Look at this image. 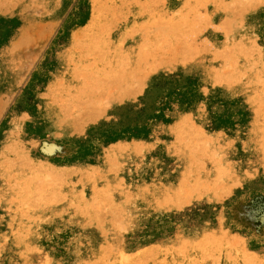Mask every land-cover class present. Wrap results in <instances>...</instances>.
Here are the masks:
<instances>
[{"label": "rangeland", "instance_id": "obj_1", "mask_svg": "<svg viewBox=\"0 0 264 264\" xmlns=\"http://www.w3.org/2000/svg\"><path fill=\"white\" fill-rule=\"evenodd\" d=\"M263 98L264 0H0V264H264Z\"/></svg>", "mask_w": 264, "mask_h": 264}, {"label": "bare ground", "instance_id": "obj_2", "mask_svg": "<svg viewBox=\"0 0 264 264\" xmlns=\"http://www.w3.org/2000/svg\"><path fill=\"white\" fill-rule=\"evenodd\" d=\"M245 2V1H244ZM241 4V3H240ZM221 5V4H220ZM239 7H242V6H239ZM233 12V11H232ZM173 28V27H172ZM168 31H169V29H168ZM173 32V31H172ZM247 41V40H246ZM245 41V42H246ZM252 46V45H251ZM157 47V46H156ZM152 48V47H151ZM148 50V49H147ZM151 50V49H150ZM257 50H258V48H257ZM149 51V50H148ZM140 53H142V52H140ZM142 54H144V57H145V53H142ZM149 55L151 54V53H148ZM139 55V54H138ZM141 56V55H140ZM143 56V55H142ZM141 56V57H142ZM152 56H153V54H152ZM233 56V55H232ZM139 57V56H138ZM143 57V58H144ZM121 58V57H120ZM149 58V57H148ZM251 60V59H250ZM256 60V59H255ZM126 61V60H125ZM140 61V60H139ZM143 61V60H142ZM148 61V60H147ZM127 62V61H126ZM149 62V61H148ZM154 62V61H153ZM149 63H151V62H149ZM111 64V63H110ZM122 64H125V63H122ZM121 64V66L123 67V65ZM143 64V63H142ZM146 64H147V62H146ZM146 64H144V65H146ZM118 65V64H117ZM120 65V64H119ZM138 65V64H137ZM137 65H135V66H137ZM150 65V64H149ZM128 65L127 64H125V66L123 67V68H129V67H127ZM133 66H134V63H133ZM118 68H120V66L118 67ZM118 68L116 69V71L118 70ZM248 68V67H247ZM112 69V68H111ZM126 69H123V70H126ZM132 69H134V68H132ZM131 69V70H132ZM104 70V69H103ZM120 70H121V68H120ZM131 70H128L129 72L131 71ZM239 70V69H238ZM119 71V70H118ZM117 71V72H118ZM128 71H125V72H127V73H129ZM242 71V70H241ZM114 72V71H113ZM112 72V73H113ZM132 72H133V70H132ZM240 72V71H239ZM244 72V71H243ZM108 73V72H107ZM119 73L120 72H118V75H119ZM131 73V72H130ZM115 74V73H114ZM122 74H124L123 73V71H122V73L120 74V75H122ZM117 75V76H118ZM127 75V74H126ZM133 75V74H132ZM128 76V75H127ZM126 76V77H127ZM134 76V75H133ZM121 77V76H120ZM125 77V78H126ZM129 77V76H128ZM131 77V76H130ZM135 77V76H134ZM134 77H133V79H134ZM235 77V76H234ZM113 78H116L114 75H113ZM122 79V78H121ZM128 79V81L130 82L131 80V78H127ZM115 80V79H114ZM122 81H124L123 79H122ZM233 81V80H232ZM248 81V80H247ZM117 82V81H116ZM132 82V81H131ZM133 82H135V80L133 81ZM234 82V81H233ZM120 83V82H119ZM231 83V82H230ZM239 83V82H238ZM124 84V83H123ZM122 84V85H123ZM119 85V84H118ZM121 85V84H120ZM244 98V97H243ZM247 99H250V98H247ZM264 99V98H263ZM261 100V99H260ZM246 102V101H245ZM252 102H253V100H252ZM252 102H249V103H252ZM248 103V102H247ZM248 103V105H252V107H250L249 106V108H250V110H251V113H254L255 111H259L260 109H258V107L260 106V104H259V102H257L256 104H249ZM255 103V102H254ZM262 104H264V103H261V105ZM264 108V107H263ZM263 108H262V110H263ZM261 111V110H260ZM255 115V114H254ZM263 117V115L262 116H260L259 118H258V120H257V122H256V127H257V132L258 131H262V133H264V122H261V120H264V119H261ZM262 126V127H261ZM258 128H259V130H258ZM258 133H260V132H258ZM261 133V134H262ZM262 137H264V134L263 135H261ZM187 141V140H186ZM261 141H264V140H261ZM264 144L263 142L262 143H260V146H262V145ZM261 148V147H260ZM18 154H21V153H18ZM105 162H107L106 160H105ZM28 164V163H27ZM107 164V163H106ZM109 164V163H108ZM116 165V164H115ZM34 168H35V166H33ZM91 167V166H90ZM117 167V166H116ZM198 167H199V164H198ZM96 167L94 166H92L91 167V169H95ZM109 169H110V167H108ZM48 169V168H47ZM62 169V168H61ZM90 169V170H91ZM98 169V168H97ZM100 169V168H99ZM58 170V169H57ZM83 170H85V169H83ZM60 171V170H59ZM98 171V170H97ZM221 171V170H220ZM84 172H86V171H84ZM94 172V171H93ZM93 172H92V174H93ZM91 174V173H90ZM218 174V173H217ZM191 175V174H190ZM31 176V175H30ZM219 177V176H218ZM34 178V177H33ZM46 178V177H45ZM100 178V177H99ZM218 179V178H217ZM45 180V179H44ZM47 180V179H46ZM48 181V180H47ZM46 181V182H47ZM215 181V180H214ZM220 181V180H219ZM19 182V181H18ZM78 182V181H77ZM43 183V182H42ZM45 183V182H44ZM43 183V184H44ZM64 183V182H63ZM66 183H69V181L68 182H66ZM181 183V182H180ZM77 184V183H76ZM67 185V184H66ZM43 186V185H42ZM109 186V185H108ZM99 188V187H98ZM108 188V187H107ZM76 189V188H75ZM75 189L74 188H70L69 186H67V187H64V190H63V192H64V196H66V198L68 197V196H74L73 198H75V201H76V199H78L79 197H80V190L79 189H76V191H75ZM94 190V189H93ZM40 191V190H39ZM83 191V190H82ZM81 191V192H82ZM94 191H96V190H94ZM101 191V190H100ZM103 191V190H102ZM105 191V190H104ZM103 191V192H104ZM108 191V190H107ZM146 192H148V189H146L145 187H143V188H140V189H136L135 190V192L133 193L134 195H135V197L136 196H139V198H141V201H143V202H145V201H148L149 200V198H150V196H148L147 194H146ZM83 193V192H82ZM176 193V192H175ZM178 193V192H177ZM53 195V194H52ZM83 196H84V194H82ZM81 195V196H82ZM51 196V195H50ZM54 196V195H53ZM87 196V195H86ZM178 196H179V194H178ZM59 197H61V196H59ZM164 199L163 200H166V198H167V195L166 194H164L163 196H162ZM22 198H25V197H22ZM51 198V197H50ZM65 198V199H66ZM93 198V197H92ZM131 198V197H130ZM180 198V197H179ZM179 198H177V199H179ZM70 199V198H69ZM80 199V198H79ZM88 199V198H87ZM90 199V198H89ZM94 199H95V197H94ZM71 200V199H70ZM106 200V199H105ZM128 200V199H127ZM82 201V200H81ZM92 201V200H91ZM154 201V200H153ZM157 201V200H156ZM174 201V200H173ZM50 202V201H49ZM57 202V201H56ZM69 202V201H68ZM73 202V201H72ZM95 202V201H94ZM151 202H152V200H151ZM180 202V201H179ZM51 203H53V201H51ZM64 203V202H63ZM71 203V202H70ZM88 203V202H87ZM96 203V202H95ZM150 203V202H149ZM154 203V202H153ZM92 204H93V202H92ZM52 205V204H51ZM148 205H150V204H148ZM156 205V204H155ZM161 205V204H160ZM163 205V204H162ZM161 205V206H162ZM39 205H37V207H38ZM66 206V205H65ZM89 206V205H88ZM97 206V205H96ZM114 206V205H113ZM151 206H152V208H153V205L151 204ZM75 207H76V210L77 211H79V210H81V211H86V213H84L86 216H88L89 215V211H90V209L89 208H86V207H82V206H80V201H76V203H75ZM140 207V209H141V206H139ZM155 207V206H154ZM165 207V206H164ZM49 208V207H48ZM72 208V207H71ZM119 208V207H118ZM148 207L147 206H143L142 207V209H143V211H145L146 209H147ZM40 209V208H39ZM66 209H68V207L66 208ZM66 209L64 208V212L62 211L63 210V208H62V210L61 211H59V212H61V214H63V213H66L67 214V211H66ZM74 209V208H73ZM114 209H116V207L114 208ZM151 209V208H150ZM75 210V211H76ZM118 210V209H117ZM121 210V209H120ZM155 210V209H154ZM74 211V212H75ZM91 211H94V210H91ZM116 211V210H115ZM63 212V213H62ZM73 212V213H74ZM118 213V212H117ZM61 214L59 215L58 214V212H56V211H54V212H51L48 216H49V218H51V219H54V218H57L58 216H61ZM101 214V213H100ZM65 215V214H64ZM117 214H114V216H116ZM77 216H79L78 214H77ZM118 216V215H117ZM91 217H94V215H92ZM98 218V217H97ZM95 219V218H94ZM39 220V219H38ZM37 219H34V224H36V226H37V228H36V231L38 230L39 232H42V234L40 233V235H41V241H43V242H45V241H47V240H50L51 242H52V244L53 245H55V246H58V247H60L62 250H64L65 248H66V243L64 242V239H62V237H60V234L59 235H56V233L58 232V231H64V232H66V231H68L69 230V225L68 224H63V226H62V228L60 229L59 227H57V226H53V223H51L49 226H51V232L49 233V231L46 229L45 231H43V230H40V229H42L43 228V226H45V223L46 222H44V221H38ZM113 223V222H112ZM113 228V227H112ZM26 232H28V230L26 231ZM105 233V232H104ZM19 236V235H18ZM15 241V240H14ZM194 242V241H193ZM13 244H15V245H17V247H19L21 250H22V252H23V257H21L20 255H17L18 257H21V258H25V262H23V263H25V264H27V262H31L32 260H37L38 261V259H40V258H42V256L40 255V254H37V256L38 257H36L35 255H34V253L35 252H37V250L34 248V246L32 245V244H28L27 243V245H21V244H19L18 242H17V240L15 241V243H13ZM190 245V244H189ZM107 246H108V244H107ZM101 247V246H100ZM103 247V246H102ZM102 247L100 248L101 250L99 251V252H97V253H95V254H93V255H91V257H92V259L93 260H98L99 258H102L104 255H105V249L103 248L102 249ZM110 247V246H109ZM106 248V247H105ZM111 248V247H110ZM99 250V249H98ZM108 252H110V251H108ZM109 254V253H108ZM111 254V253H110ZM106 255H107V252H106ZM111 257V256H110ZM112 258V257H111ZM90 260H91V258H90ZM31 264V263H30Z\"/></svg>", "mask_w": 264, "mask_h": 264}]
</instances>
